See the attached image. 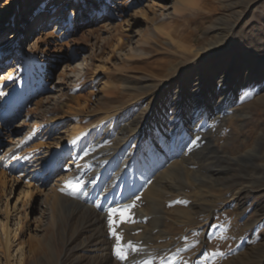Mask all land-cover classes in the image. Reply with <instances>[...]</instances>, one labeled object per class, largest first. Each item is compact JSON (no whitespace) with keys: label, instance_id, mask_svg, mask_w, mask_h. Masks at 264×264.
<instances>
[{"label":"rangeland","instance_id":"rangeland-1","mask_svg":"<svg viewBox=\"0 0 264 264\" xmlns=\"http://www.w3.org/2000/svg\"><path fill=\"white\" fill-rule=\"evenodd\" d=\"M72 2L0 0V199L11 174L19 178L11 207L29 184L59 189L71 153L60 166L56 161L45 170L43 162L67 125L86 130L76 148L94 158L128 144L121 136L139 116L145 122L137 144H128V164L164 163L167 177L159 186L166 192L155 188L152 199L140 197L135 206L148 216L131 214L134 224L114 214L117 241L109 216L102 226L81 212L76 202L88 188L78 180V194H67L76 183L60 192L67 200L57 207V223L26 264H118V243L129 253L119 264H132L139 251L148 256L141 264H264V0H195L192 10L176 16L174 0H95L96 7L77 16L73 11L81 8ZM156 26L169 27L170 35ZM16 97L13 111H6ZM122 106L128 107L115 119L99 123ZM56 121L61 126L50 131ZM34 161L35 170L26 172ZM32 193L18 205L24 223H34L43 208V194ZM162 216L170 234L164 242L156 246L147 234L136 252L127 249L123 224L143 218L155 231ZM167 242L173 249L166 260Z\"/></svg>","mask_w":264,"mask_h":264},{"label":"bare ground","instance_id":"bare-ground-1","mask_svg":"<svg viewBox=\"0 0 264 264\" xmlns=\"http://www.w3.org/2000/svg\"><path fill=\"white\" fill-rule=\"evenodd\" d=\"M71 5H73V7H80L81 8V10H79V11H76V10L73 11L75 16H77V14L80 13V11H82V10L88 11L91 8L97 6L95 0H73ZM195 6H196L195 0H174V3H173L174 16H176L178 13H181L182 11L192 10ZM105 13L107 14L108 12L105 11ZM108 15H109V13H108ZM112 17L114 18V16H112ZM13 18H14V16H13ZM61 18H62V16H61ZM61 18L58 19L57 24L59 22H61V25H63L64 19H61ZM70 19L71 18H69L68 20H70ZM12 20H13L12 22L17 21L15 19H12ZM71 29L72 28L69 25L67 28V31H70ZM155 30H157V32H162V34L170 35L169 27L167 28L166 26H163V27L162 26H156ZM56 34H59V31ZM13 46H11V48ZM137 50L138 49H136L134 51H137ZM50 70L51 69L49 68L48 71L50 72ZM144 89H146V88L144 87V88L139 89V90H144ZM16 100H17V97L13 98L11 100L12 101L11 105L9 104L8 107L6 106L7 107L6 111H9V112L13 111V108L16 105ZM123 106H124V104H123ZM123 106H122V108H119V109H116L113 111L105 112V117L100 119L99 123L104 122L107 119H111V117L115 119L119 114L123 113L128 107V106H125V107H123ZM197 113H200V112H196L195 114H197ZM6 115H8V114L6 113ZM61 121H56V122L52 123L50 125V131L56 130ZM144 122H145L144 117L139 116L132 124L127 125V129L125 128L126 133L124 132L121 137L123 139L127 140L128 144H131L132 146H134V144H137V142H138L137 141V131L139 130V127L144 124ZM124 127H126V126H124ZM122 130H124V129H122ZM65 134H66V136L61 137L60 140H58L59 141L58 143H57V141H55L52 145H50L49 151L47 152L48 154L44 152L47 155V156H45L46 160L43 162V166H44L43 169H45V170L49 166H51V164L54 165L56 161L60 162V163H58L59 166L62 165L61 161L64 159V156L67 155L68 153H71V158L69 160H67V164H64V162H63L65 169L63 170V176L61 178V180H62L61 185L58 184V185H60L59 189L57 187V190L53 189V188H51V189L49 188L48 190H45L41 186L35 185L36 187L33 190V189H30L31 184L28 183L29 184V185H27L28 188H26L22 192H20V195L18 197L17 202L15 203V205L13 207H11L10 206V200L13 197V194L15 192V187H16L15 182L19 181V178L18 177L16 178L14 174H11L9 176V178H7L8 179L7 185L5 188H2V191L5 193L0 199V264H26L27 260H28V253L37 254L39 249H41L43 244L47 241V233H46L47 227H50L52 222H54V224L57 223V213L59 212V210H57L58 205L61 206V208H62L65 204V201L67 200L66 197H64L63 195L61 196V194H62V193H60V192H62L61 189L67 190L68 188L71 187V185L73 183H75L76 181H78L80 179H84L83 181L86 184V187L88 188L87 192H86L87 194L84 195L83 197H81L82 199H80V202H76V201L75 202L80 204V206L82 207V209H80V210H82L81 212L84 215H86L90 218L93 217V218L100 220L99 222L96 223V224H100V225H102L103 219H105V223H106V218L109 216L110 211L115 212L116 216L117 215L119 216V210L126 209L127 206L131 203L135 204V203L140 202V197H142V196L145 197L147 195H148L147 197H149V196L151 197V195H154L155 193L153 191L155 190V188H157L158 190L160 189L161 190L160 192L165 194L166 191H165L164 186L163 187L159 186V182L161 183V180L165 179V177H167L166 172L163 171V169H164L163 164L164 163L160 166L159 165L156 166L155 164H157V163H154L153 165L150 166L149 162H146L145 160H143L142 166H139V167L130 166L128 164V161H127V157H128L127 153L129 150L128 149L129 145L126 143L124 145L120 146L118 149H116L117 151H115L114 153H107V154L103 155V153H105L107 151L103 150L101 152L98 149L101 153L99 152V153L95 154L93 152L95 154V155H93L94 158H91L92 156H90V158H83V156L87 157L88 154L81 153L80 148H76V145L79 143V141L84 140L86 130H80L79 128H77L76 124H69V125H67V130H66ZM118 140H120V139H118ZM74 141H75V143H73ZM93 151H95V150H93ZM98 154H100V156ZM39 160L41 161L43 159L41 158ZM38 162L39 161H34L32 164H28L27 165L28 168H26V172H28L27 170H29V166H30V168L33 167V169H34V167H36L35 164ZM81 162H83V163H81ZM174 164L175 163H172V165H174ZM71 165H73L75 168L74 173L70 172ZM37 168H39V167H37ZM105 170H106V172L108 171L109 173L112 172L111 173L112 177L110 179H106L105 178L106 176H102V177L98 176L99 172H103ZM39 173H40V170H37L34 172V174L37 176ZM171 177H173V175ZM69 182H72V183L69 184ZM163 182L165 183L166 181H163ZM194 182H195V180H194ZM110 184L113 185V189L112 188L108 189L107 186L108 185L110 186ZM166 184H167V182H166ZM66 185H68V186L66 187ZM184 185L186 186L188 184L184 183ZM169 186L170 185L168 184L167 189H169ZM165 187H167V186H165ZM174 187L176 188V186H174ZM170 188H171V186H170ZM35 190L41 192L44 196V199H43L44 204H42L43 208L41 210L40 209L37 210L38 211L37 217L34 219V223H32L30 221L28 223H24V221L22 219L23 214L20 212V208L18 207V205L20 204V206H24L23 204L26 202V200H28L29 197L32 196V194H33L32 192H34ZM176 190L173 189L172 191L175 192ZM117 191H119V193L116 195ZM156 192H158V191H156ZM63 193H64V191H63ZM172 195H174V194H172ZM147 197H145V198H147ZM194 197H197V196H194ZM153 198H155V196H153ZM201 198H203V197H201ZM151 199H152V197H151ZM148 200L150 201V198H148L147 201ZM154 200H157V199H154ZM75 202H74V204H75ZM136 207L137 206H135L134 208H132L130 210L131 214H134L139 218L141 216L143 217L144 215L148 216V214H146V212H145L147 210H145V211L143 209L137 210L138 207L137 208ZM147 207L149 208V204L147 205ZM191 207L193 208V204ZM194 207H195V205H194ZM149 214H150V212H149ZM162 214L164 216L165 212H162L160 215H162ZM163 216L160 218L159 221H156L157 226H154V227H156L155 231L148 230L147 229V226H149L148 224L147 225L145 224L146 226L142 225V223L145 222L144 220H143L144 222L142 221L143 218H141V220H139V223H137L133 226H127L126 224H125L126 225L125 226L123 224L120 228V231H121L122 239H123V242L125 243V246H127V242H129V241H132L133 245H140V243L142 241H145L146 239H148L147 234L152 235V238H153V241H155V244L158 242L159 243L164 242L165 238L169 237L170 234H168L166 232L167 230L164 231L166 226H168L167 225L168 222H166V224H165L166 219H163ZM164 218H166V216H164ZM87 220H89V219H87ZM146 220H148V219L146 218ZM90 223H92V221H90L89 224ZM96 224L94 223V225H96ZM172 224H173V222H172ZM31 225L35 226V229H33V231L30 230ZM90 225H92V224H90ZM94 225H93V228H94ZM143 229H145V230L142 231ZM101 231L100 232L103 234V237H105L106 239L108 238L109 240L112 239L111 236L110 237L106 236V233L109 232L107 229L105 231H103V229H101ZM26 233H28L27 239H26ZM98 234H99V232H98ZM134 235H136V238ZM32 243H35V247H33ZM169 245H171L170 242H167V244H166L167 248H161L162 257H165L166 260L169 259L168 257H170L169 256L170 251L173 249L172 245H171V247ZM156 246H157V244H156ZM162 246H163V244L160 245L158 248H160ZM137 254H139V256L141 255V257L143 256V258L141 259V257H139L140 258V260H139V258L136 259V257H134L135 259L133 258L134 260H132V262H133L132 264H141V262L148 257V256H146L144 251H142V252L139 251ZM111 259H112V257H111ZM121 262H119V263H121ZM155 264H158V263L155 261Z\"/></svg>","mask_w":264,"mask_h":264},{"label":"snow or ice","instance_id":"snow-or-ice-1","mask_svg":"<svg viewBox=\"0 0 264 264\" xmlns=\"http://www.w3.org/2000/svg\"><path fill=\"white\" fill-rule=\"evenodd\" d=\"M75 143V141L73 142ZM87 154V153H85ZM72 182H69V184H71ZM77 184V187L71 189L70 191L67 192L68 195H76L79 193L80 188H79V182L76 181L75 182ZM68 185H66L67 187ZM63 191V189H61ZM135 207L134 203H131L127 206L126 209L124 210H119V215L122 217L120 223H127V224H134L136 221L134 219V217L131 215L130 210L132 208ZM114 214H116L113 211H110L109 213V228L112 231V235L116 237L117 241H119L121 239L120 236L117 235V233L113 230V225L116 224V221L113 219ZM127 249H130L132 252H136L137 248L131 243L128 242L127 243ZM218 255H223V253H217ZM115 255L117 256L118 259H120L121 261H125L128 259V255L129 253L124 249V247H122L119 243L117 245L116 251H115ZM145 264H147V262H145Z\"/></svg>","mask_w":264,"mask_h":264}]
</instances>
